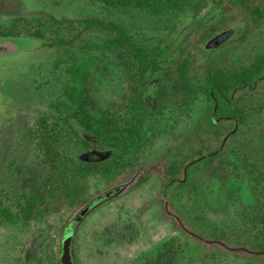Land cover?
Wrapping results in <instances>:
<instances>
[{
    "label": "rangeland",
    "instance_id": "obj_1",
    "mask_svg": "<svg viewBox=\"0 0 264 264\" xmlns=\"http://www.w3.org/2000/svg\"><path fill=\"white\" fill-rule=\"evenodd\" d=\"M184 9L154 15L138 9H111L95 0H0V210L21 217L28 203L29 172L46 174L34 138L39 115L55 121L54 102L62 95L64 68L76 58H92L91 94L108 111L125 113L129 100L128 74L115 53L94 46L114 34L95 29L77 39L64 27V37L75 40L70 48H48L47 40L32 33L52 25L51 17L80 20L102 18L123 25L134 42L151 47L164 41L194 54L195 69L243 67L264 55V17L254 23L247 8L232 7L229 0H188ZM254 5L264 10V0ZM211 34L206 43L201 34ZM225 38L215 46L216 38ZM177 53L174 59H179ZM60 61V69H56ZM174 64L169 79L174 80ZM155 85L147 91L150 106L145 124L146 147L141 155L142 176L125 178L108 188L91 179L93 199L121 187L119 194L93 209L76 225L73 249L77 264H262L257 258L236 256L188 237L167 216L160 194L157 168L167 159H180L201 147L217 146L220 136L204 121L203 97L193 102L171 91L165 106L156 101ZM240 130L231 146V166L218 163L199 170L187 183L169 189L170 210L204 238L249 247L264 233V193L253 192L236 169L239 154H255L264 166V82L256 91L237 95ZM79 137L88 142L80 143ZM61 145L73 166L111 157L99 149L74 120L61 130ZM141 178V180H140ZM92 199V200H93ZM81 210V209H80ZM63 207L43 217L10 222L0 215V264L47 263L53 249L61 263L62 239L80 211Z\"/></svg>",
    "mask_w": 264,
    "mask_h": 264
},
{
    "label": "trees",
    "instance_id": "obj_2",
    "mask_svg": "<svg viewBox=\"0 0 264 264\" xmlns=\"http://www.w3.org/2000/svg\"><path fill=\"white\" fill-rule=\"evenodd\" d=\"M111 9H138L154 15H164L184 9L188 0H95ZM232 7L247 8L251 20L258 23L264 17V10L254 5L256 0H229ZM52 25L32 33L37 39L47 40L48 48H70L76 42L62 35L59 28L64 27L77 33V39L95 29L110 31L113 37L95 44L102 53H115L121 67L128 74L129 100L125 113L102 109L91 94L93 68L92 58H76L64 68L67 82L62 95L54 102L55 121L42 114L35 121L34 138L40 148V162L46 174L37 170L29 172L28 203L21 217H16L4 209L0 215L10 222L18 219L28 220L43 217L59 211L63 207L72 212L82 209L94 196L91 194V179L103 181L108 188L117 186L128 177L143 173L141 155L146 147L145 124L149 117L150 106L147 91L155 85V97L163 107L171 91L193 102L203 97L206 107L204 121L221 139L217 146L201 147L180 159H167L156 172L161 181L160 194L167 216L175 221L178 228L188 237L199 240L207 246H215L236 256H252L264 264V233L259 231L262 240L249 247L229 244L221 238H204L193 232L184 220L170 210L169 189L187 183L199 170L208 169L218 163L231 166V146L240 130V113L237 95L241 92L256 91L264 82V55L253 59L247 65L237 67H208L203 71L195 69V57L184 48H175L164 41L147 47L134 42L126 28L102 18L71 20L51 17ZM211 34L204 33L200 41L206 43ZM179 53V59L174 56ZM62 62L58 61L56 69ZM174 64V80L169 79L170 65ZM75 121L95 142L99 149L111 151V157L104 160L100 156L88 160L85 166L72 165L65 153L60 139L63 127ZM81 145L88 142L75 132ZM236 169L247 176L253 192L264 193V166L255 154L243 151L239 154ZM141 180V178H140ZM73 253L75 251L73 249ZM47 263L61 264L58 254L50 249L45 254ZM77 264H79L77 262Z\"/></svg>",
    "mask_w": 264,
    "mask_h": 264
},
{
    "label": "water",
    "instance_id": "obj_3",
    "mask_svg": "<svg viewBox=\"0 0 264 264\" xmlns=\"http://www.w3.org/2000/svg\"><path fill=\"white\" fill-rule=\"evenodd\" d=\"M225 38L224 35L216 38L209 45L215 46L220 43ZM121 187L114 188L103 195L98 196L97 198L91 200L87 203L74 217L73 222H71L64 233L62 239V249H61V264H76L74 255H73V244L74 237L76 232V225L82 222V220L97 206L102 204L104 201L109 200L114 195L119 194Z\"/></svg>",
    "mask_w": 264,
    "mask_h": 264
}]
</instances>
